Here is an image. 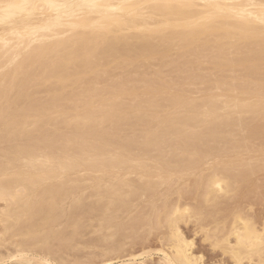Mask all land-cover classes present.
<instances>
[{
    "label": "bare ground",
    "instance_id": "bare-ground-1",
    "mask_svg": "<svg viewBox=\"0 0 264 264\" xmlns=\"http://www.w3.org/2000/svg\"><path fill=\"white\" fill-rule=\"evenodd\" d=\"M0 71V264H85L71 252L94 247L88 234L116 254V235L153 224L167 231L163 264H201L181 230L193 220L235 264H264L253 206L228 229L201 224L239 185L230 163L203 174L200 208L177 189L149 214L164 186L209 163L212 143L238 135L220 128L246 130L248 114L264 124V0H0ZM245 140L232 150L255 171ZM146 197L153 208L134 214Z\"/></svg>",
    "mask_w": 264,
    "mask_h": 264
},
{
    "label": "rangeland",
    "instance_id": "rangeland-1",
    "mask_svg": "<svg viewBox=\"0 0 264 264\" xmlns=\"http://www.w3.org/2000/svg\"><path fill=\"white\" fill-rule=\"evenodd\" d=\"M1 73H4V71H0V74ZM196 96V97H195ZM199 96H200V94H199ZM193 97L195 98V99H197V98H200V97H198V91H195V93H194V95H193ZM248 115H249V117H248ZM246 117L247 118H251V117H255L254 115H252V114H248ZM245 116H242L243 117V122H242V125L244 126V127H248L249 126V128H246V130H248L247 132H250V130H251V132L250 133H247L246 132V130H243V131H241V132H239V129H238V127L237 126H234L233 127V130H232V127H231V129H230V127H229V130L228 129H224V131H222L223 130V128H220L219 130H218V133H221V132H227V131H229V132H231V133H233L235 136H236V133H238V135H237V137H235V138H230V139H221V141H216V143L214 142V143H212V145L214 144V146H213V148H212V152L211 153H213V155L214 156H210L209 158H208V164H202V166H198V169H197V167L196 168H194L193 170H191L189 173H188V175H187V177H186V179L188 180L187 181V183L185 184H183V183H178L177 181H178V179H177V177H175L176 178V180H175V178L173 179V181L171 182V184H169L170 186H168V185H166V187L167 188H165V186L163 187V189L161 190V192H164L165 191V193H167V197L166 198H164L163 200H158V201H156V204H155V206L156 207H158L159 209H156V208H154V209H152L153 207H151V204H150V199H148V197H146V198H144V199H142V200H140V201H136V203L134 204V206H135V208H134V214H137L138 212H140L139 210L140 209H137V208H141V211H143L144 210V208H145V210L144 211H146V212H149V210L150 209H152V211L153 212H155V213H152V211L149 213L150 215H152V216H154L155 218H156V216H157V211L159 212L161 209H162V207H163V205H164V202H170L169 204L170 205H172V204H174L173 202H175V200H176V196L175 195H177L176 194V190L178 189V190H180L179 192L181 193V195H182V197H183V201H184V199H185V201H187V203H189V204H191V206H192V203H193V208H194V206H198V207H195V208H200L201 206H199V205H202L203 204V198H202V196H200V198H199V200H198V195L197 194H199V193H201V190H199V184H200V180H201V178H202V176H204L205 174H208V173H206V172H209V170L210 169H212V168H215V166H216V168L217 169H219V170H226L227 168H228V163H230V165H231V167H229L233 172L231 173V170L230 169H227V172L229 171L230 172V175L231 176H233V177H236L235 179H236V181H237V183H238V180H240L239 181V185H237V187L235 186V191H234V193L229 197V198H227L228 200H226V202H224V201H222V206L220 205L219 206V208L218 209H212V207L211 206H208V207H204V208H208L207 210L210 212L211 211V214L208 212V211H203L204 212V218L205 219H203V221L201 222V224H202V226H205V227H209V229H213V228H215V225H216V223H222V225H226L225 227L228 229L229 228V225H230V222H231V220H232V218H233V213H235L237 210H240V211H242L244 208V210H243V212L251 205V206H253V211H252V216L253 217H255L258 221H260L261 220V218L264 216V168H263V166H264V136H261V135H257V134H260L258 131H257V129H259V128H261L262 127V125H264L263 124V122L260 120V119H258V120H255V122L254 121H252L251 119H247V118H245ZM242 117H240V118H242ZM255 119V118H254ZM247 120V121H246ZM250 120H251V122H250ZM250 123H249V122ZM245 122H247V123H245ZM254 123V124H253ZM257 123V124H256ZM262 123V124H261ZM248 125V126H246V125ZM241 125V127H243ZM254 126V127H253ZM256 126V127H255ZM243 127V128H244ZM258 127V128H257ZM237 129V130H236ZM245 129V128H244ZM227 130V131H226ZM235 130H236V132H235ZM245 132H246V134H245ZM256 132H258L257 134H256ZM242 134V136H245L246 137V140H245V142L246 141H249V145H250V149H251V151L253 152H251L250 151V149H249V146L246 148V149H243V151H242V154L240 155V157H242V158H244V160L246 159V161L247 160H249V158H254V163L256 162V164H258L259 165V163H260V167H261V165H263L262 166V168H258V169H256L255 171H252V169H249V168H251V167H245V165L243 164V163H241L240 161L241 160H239V157L237 158L234 154V150H232L233 148V146H235L236 145V142H238L241 138H242V136H241V138H238V137H240V135ZM251 133L252 134H254V135H251ZM248 138V139H247ZM254 138V139H253ZM256 138V139H255ZM236 139V141H234V142H231L230 143V141H232V140H235ZM251 139H253V140H251ZM230 140V141H229ZM238 140V141H237ZM251 140V141H250ZM223 141V142H222ZM227 141V142H226ZM260 141H262V142H260ZM219 142H221V143H219ZM230 143L228 146H226V143ZM259 142V143H258ZM225 143V144H224ZM232 143H234V144H232ZM248 143V142H247ZM246 143V144H247ZM259 145H258V144ZM262 143V144H261ZM224 144V147H221L222 145ZM221 145V146H220ZM216 146V148H214ZM226 146V147H225ZM212 147V146H211ZM219 149H218V148ZM222 148V150H220L221 148ZM229 147V148H228ZM216 149H218V150H216ZM229 149H230V151H229ZM214 150H216V151H214ZM260 150V151H259ZM229 151V152H228ZM244 151H247V152H244ZM256 151V152H255ZM249 152V153H248ZM260 152V153H259ZM229 153V155H227ZM233 153V155L235 156H232L231 154ZM247 153V154H246ZM258 153V154H257ZM226 154V155H225ZM244 154H246V156H244ZM250 154V155H249ZM257 154V155H256ZM262 154V155H261ZM220 156V159H218V157ZM223 156V157H222ZM224 156H227V157H224ZM251 156V157H250ZM255 156H256V158L257 159H259L260 158V160H257V159H255ZM258 156H260V157H258ZM263 156V157H262ZM215 157V158H214ZM231 158V161L229 160L230 158ZM234 157V158H233ZM247 157H248V159H247ZM223 158H225V160L223 159ZM263 159V160H262ZM228 160L230 161V162H228ZM255 160H257V161H255ZM262 160V161H261ZM207 161V160H206ZM240 163H239V162ZM226 162V163H225ZM235 164L234 166L235 167H237L236 168V170L237 169H240V167H241V170H237V174H235L236 173V170H234V168H233V163ZM235 162H237V163H235ZM253 163V161H252V164H253V166L255 165ZM212 164L214 165V167L212 166ZM218 164H220L219 165V167H218ZM222 164H223V167L224 168H222L221 169V167H222ZM225 164H226V169H225ZM244 166H243V165ZM229 165V166H230ZM238 165V166H237ZM258 165L256 166V167H254V168H257L258 167ZM204 166H206V167H204ZM211 166V167H210ZM239 167V168H238ZM246 168V169H245ZM202 169H203V172H202ZM243 169V170H242ZM245 169V170H244ZM260 169V170H259ZM196 170V172L194 173V171ZM262 170V171H261ZM250 171V172H249ZM258 171H260V172H262V173H260V172H258ZM198 172H200L199 174H198ZM205 172V173H204ZM238 172H241L242 173V175H241V173H238ZM246 172V173H245ZM245 173V174H244ZM253 173H255V174H253ZM192 176H191V175ZM204 174V175H203ZM251 174V175H250ZM253 174V175H252ZM195 175V177H193ZM235 175V176H234ZM240 176V177H237V176ZM247 175V176H246ZM256 175H258L257 177H256ZM253 176V177H252ZM255 176V177H254ZM192 177V178H191ZM249 177V178H248ZM252 177V178H251ZM198 180H197V179ZM238 178H242V179H238ZM245 178V179H244ZM195 180L194 182L193 181H191V180ZM244 180V181H243ZM175 181L177 182V183H175ZM198 181V182H197ZM190 182V183H189ZM193 182V184H191ZM196 182L198 183L197 185H196ZM242 182V183H241ZM245 182H246V184H245ZM174 183V184H173ZM255 183V184H254ZM258 183V184H257ZM176 184V185H175ZM181 184H183V185H181ZM192 185V186H189V185ZM173 185V186H172ZM179 185V186H178ZM185 185H186V189H185ZM258 185V186H257ZM193 186H195L194 188H193ZM171 187V188H170ZM173 187L175 188V187H177V188H175V189H173ZM188 187H190V189H188ZM256 187H258V188H256ZM181 188V189H180ZM166 189V190H165ZM172 189V190H171ZM185 190V191H183V190ZM194 189V190H193ZM169 190V191H168ZM170 190H171V192H170ZM175 192H174V191ZM189 190H190V192H189ZM166 191H168V192H166ZM173 191V192H172ZM186 191H188V192H186ZM198 191V192H197ZM186 194H185V193ZM193 192V193H192ZM169 193V194H168ZM174 193V194H173ZM183 193V194H182ZM188 193V194H187ZM236 193V194H235ZM235 194V195H234ZM233 195H234V197H233ZM261 195V196H260ZM197 196V197H196ZM257 197V198H256ZM171 198V199H170ZM188 198V199H187ZM202 198V199H201ZM158 198H155V200H157ZM194 199V200H193ZM195 199H197L198 201H201V200H203L202 202H199V203H202V204H199L198 203V201L196 202L195 201ZM201 199V200H200ZM184 201V202H185ZM196 203H195V202ZM261 201V202H260ZM152 203V202H151ZM198 203V204H197ZM224 203V204H223ZM161 204V205H160ZM154 206V207H155ZM237 206V207H236ZM239 206V207H238ZM150 207V208H149ZM147 208V209H146ZM194 208V209H195ZM212 209V210H211ZM136 210H138V212L136 211ZM247 211V210H246ZM254 212V213H253ZM208 213L210 214L209 216H208ZM154 214V215H153ZM227 214H228V216H227ZM225 215V216H224ZM134 216V215H133ZM207 216V217H206ZM222 216V217H221ZM152 218V220L155 222V218H153V217H151ZM219 218V219H218ZM218 219V220H217ZM230 220V221H229ZM194 221H195V223H194ZM224 221V222H223ZM193 223H191V222H189V223H187V224H185V223H182L181 224V230L183 231V233H184V235H185V237L187 238V239H189V240H194V242H195V246H194V248H193V250H194V253L196 254V255H198V256H202L203 257V262L201 263V264H221V262H222V264H235L234 263V261L231 259V256L229 255V254H224L223 253V251H221V250H214L212 247H211V245H210V243H209V241H205V234L203 233V232H201L200 231V226H199V224L196 222V220H193L192 221ZM229 222V223H228ZM96 222H94L93 224H92V226H95L96 224H95ZM117 223H120V221H117ZM197 223V224H196ZM209 224V225H208ZM228 224V225H227ZM154 225V226H153ZM152 225V228H151V230H153V231H151V233H148L147 232V230L149 229V228H147V229H145V230H140L137 234H139V237L138 238H133V239H131V240H129L128 238H124L123 236V233H125V232H122V233H120V234H118V235H116V237L112 240V241H115V242H113V243H115V244H117L118 242H120L121 240L124 242V247H125V249H124V247L122 248V250L118 253V252H116V254H115V252L114 253H111V254H109L108 252H105V251H103V248L102 247H100V244H101V246H102V243H100L99 241L102 239V237L101 236H99V235H96V238H95V235H93V234H88L86 237L87 238H84L83 240L85 241V243H94L93 244V246L96 248H94L93 246V248H91V249H87V250H85V249H80V250H78V249H75V250H73L72 252L74 253H72L71 252V254L72 255H75V254H79V255H81L82 257H83V259L85 260V264H161L162 263V259H164V257L165 256H163V252H161L160 250L163 248V250H164V246L166 245V235H167V231L164 229V228H161V227H158V226H156L155 224H153ZM208 225V226H207ZM1 227L3 228V226L0 224V233H1V231L3 232V229H1ZM155 227V228H154ZM221 227V226H220ZM159 228V229H158ZM161 228V229H160ZM92 229V228H91ZM91 229H89V231H91ZM146 231V232H145ZM200 231V232H199ZM147 233V234H146ZM154 233V234H153ZM163 233L165 234V236L163 235ZM11 234V233H10ZM10 234H6L5 236H3V240H1V243L3 244L4 242V240H7V238L10 240H14V238L10 235ZM141 234H142V237H141ZM149 234H150V237H149ZM204 234V235H203ZM94 236V237H93ZM91 237V238H90ZM145 239H144V238ZM163 237H165V238H163ZM93 238H94V241H93ZM148 238V239H147ZM159 239V240H158ZM233 239V238H232ZM18 239L17 238H15V240L14 241H17ZM136 240V241H135ZM84 241H82V242H84ZM88 241V242H87ZM126 241H127V243H126ZM162 241V242H161ZM142 242V243H141ZM164 242V244H162ZM133 245H132V244ZM161 243V244H160ZM138 244V245H137ZM144 244V245H143ZM97 245V246H96ZM128 245V246H127ZM9 246V245H8ZM7 246V247H8ZM141 247V248H140ZM81 248V247H80ZM128 248H130V249H128ZM131 248H132V250H131ZM149 248V249H148ZM145 249V250H144ZM143 250V251H142ZM159 250V251H158ZM5 251V250H4ZM83 253H82V252ZM142 251V252H141ZM165 251L167 252L168 251V249L166 250L165 249ZM155 252V253H154ZM103 253V254H102ZM118 253V254H117ZM139 253V254H138ZM150 253V254H149ZM170 253V252H169ZM95 254V255H94ZM97 254H98V256H97ZM128 254V255H127ZM130 254H131V256H130ZM144 254H146V255H144ZM200 254V255H199ZM121 256V258H117V257H120ZM128 256V257H127ZM142 256V257H141ZM106 257V258H105ZM115 258V259H113V261L111 260L112 258ZM125 257H127L126 259H125ZM103 258H104V262L102 261L103 260ZM108 258H109V262L107 263V260H108ZM124 258V259H123ZM133 258V259H132ZM138 258V259H137ZM73 259V258H72ZM72 259H71V261H72ZM121 259H123V260H121ZM112 262H111V261ZM217 261V262H216ZM102 262V263H101ZM106 262V263H105ZM147 262V263H146ZM70 264H74L73 263V261H72V263H70ZM163 264V263H162ZM244 264H250L248 261H245L244 262Z\"/></svg>",
    "mask_w": 264,
    "mask_h": 264
}]
</instances>
